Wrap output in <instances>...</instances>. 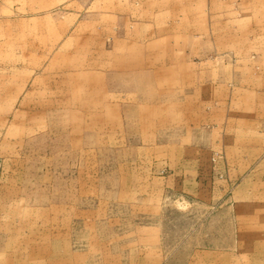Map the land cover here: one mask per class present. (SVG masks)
<instances>
[{
	"label": "crops",
	"instance_id": "0c3cea01",
	"mask_svg": "<svg viewBox=\"0 0 264 264\" xmlns=\"http://www.w3.org/2000/svg\"><path fill=\"white\" fill-rule=\"evenodd\" d=\"M123 2L90 15L91 31H73L49 54L41 49L23 65L0 69V261H99L102 254L82 259L76 250L83 202L102 198L123 208L170 188L202 198L198 174L208 156L235 167L231 206L212 211L230 215L239 231L247 183L250 220L264 216V70L210 63L191 16L177 34L176 19L161 25L162 15L130 16ZM241 244L234 239V247ZM146 261L144 253L137 259Z\"/></svg>",
	"mask_w": 264,
	"mask_h": 264
},
{
	"label": "rangeland",
	"instance_id": "374dc122",
	"mask_svg": "<svg viewBox=\"0 0 264 264\" xmlns=\"http://www.w3.org/2000/svg\"><path fill=\"white\" fill-rule=\"evenodd\" d=\"M118 1L122 0H0V69L23 65L31 61V53H41V49L45 55L49 54L50 48H56L60 41L73 39V31L78 34L91 31L96 23L90 15L103 14L112 2ZM186 2L124 0L123 11L146 20L162 15L166 18L161 19V25L168 23V18L171 22L176 19L177 34L186 29L184 17L191 16L194 33L205 35L208 47L205 59L210 63L240 61L253 66L256 72L264 70V0H193V6ZM201 45L199 40L198 46ZM233 49L247 53L234 55L230 52ZM183 56L178 55V59ZM161 61L168 62V55H162ZM128 155L130 159L136 156L135 152ZM213 157L208 156L207 166L200 170L202 174L197 173L207 189L202 198L170 188L160 197H133L123 208L115 200L102 198L83 202L87 213L79 219L81 246L76 250L82 259L90 253L91 259L96 258L94 254L102 256L96 262L76 264H264V221L258 222L264 216L249 218L244 194L249 184H244L241 190L239 231L233 230L230 215L212 211L231 206L228 202L236 194V185L230 180L235 167L224 166L225 162L216 164ZM137 171L134 168L132 173ZM88 223L96 224V229L83 230ZM234 239L242 241L241 247H234ZM110 241L112 245L105 246ZM250 241L253 245H249ZM221 242L223 247L218 245ZM111 251L116 259L104 262ZM142 253L147 261L137 262ZM171 255L177 259L160 263L159 259ZM0 264L7 263L0 261Z\"/></svg>",
	"mask_w": 264,
	"mask_h": 264
}]
</instances>
